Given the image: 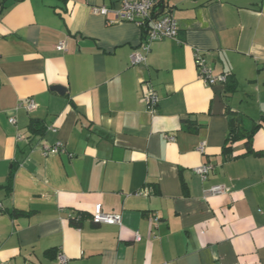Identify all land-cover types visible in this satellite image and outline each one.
Listing matches in <instances>:
<instances>
[{
  "label": "crops",
  "instance_id": "crops-1",
  "mask_svg": "<svg viewBox=\"0 0 264 264\" xmlns=\"http://www.w3.org/2000/svg\"><path fill=\"white\" fill-rule=\"evenodd\" d=\"M164 1L177 36L131 65L145 29L92 10L120 0H0V263L264 264V125L256 154L244 140L222 154L232 112L264 116V0ZM196 50L236 89L205 84ZM97 204L120 223H94Z\"/></svg>",
  "mask_w": 264,
  "mask_h": 264
},
{
  "label": "built area",
  "instance_id": "built-area-1",
  "mask_svg": "<svg viewBox=\"0 0 264 264\" xmlns=\"http://www.w3.org/2000/svg\"><path fill=\"white\" fill-rule=\"evenodd\" d=\"M159 7L160 5L158 4V0H120V5L116 9H111L106 6H96L93 7L92 10L94 13L102 15L112 13L113 18L108 20L110 23L128 21L133 22L139 27L145 29L146 42L141 45L140 50H134L129 54L130 64L137 65L145 61L146 53L150 49L151 42L165 38H175L177 36V22L165 7L160 14L155 16V13ZM56 49L64 50V41H59L57 43ZM194 62L198 75L205 84L213 85L215 83H225L227 79L226 73L214 74L211 68L207 65L206 59L198 50H196L194 53ZM143 100L145 108L150 113H154L159 98L155 90L147 84L145 85V94L143 96ZM23 106L26 109L31 110L36 107V103L33 99H29ZM9 122L15 123V118L9 117ZM171 138L172 137H170V139ZM204 145V142L199 143L197 147L199 152H203ZM61 151H63L62 142H56L53 145L43 148L44 155L58 153ZM212 168V164L203 163L194 167V171L201 177L202 180H205ZM208 191L213 195H217L229 191V187L222 184H214L209 187ZM1 210L2 206L0 204V212ZM91 219L94 223H120L118 215L103 212L100 204L95 205ZM139 238V233L135 232L134 240H139ZM57 259L60 264H63L67 261V257L62 252L57 253Z\"/></svg>",
  "mask_w": 264,
  "mask_h": 264
},
{
  "label": "trees",
  "instance_id": "trees-1",
  "mask_svg": "<svg viewBox=\"0 0 264 264\" xmlns=\"http://www.w3.org/2000/svg\"><path fill=\"white\" fill-rule=\"evenodd\" d=\"M160 5V1H158ZM227 79L225 81V88L227 91H233L236 89V83L233 76L226 74ZM229 128L222 146V154L225 156H230L232 153V145L239 141L244 140L246 146V153H255L256 151L252 148L251 139L254 133L264 125V116H261L258 121H252L244 114L239 112H232L230 119L228 121ZM27 129L32 136L43 135L46 131V127L40 119L32 118L28 123ZM11 174L8 176L7 187L10 186ZM82 214L80 215V219ZM79 219V220H80ZM75 220V219H74ZM75 224L78 223L76 220Z\"/></svg>",
  "mask_w": 264,
  "mask_h": 264
},
{
  "label": "water",
  "instance_id": "water-1",
  "mask_svg": "<svg viewBox=\"0 0 264 264\" xmlns=\"http://www.w3.org/2000/svg\"><path fill=\"white\" fill-rule=\"evenodd\" d=\"M164 7H165V1L162 0L160 2V7L158 8V10L155 13V16H157L158 14H160L164 10ZM51 89L52 90H55V91H57L58 93H61V94L66 90L65 87H63L61 85H53L51 87Z\"/></svg>",
  "mask_w": 264,
  "mask_h": 264
}]
</instances>
